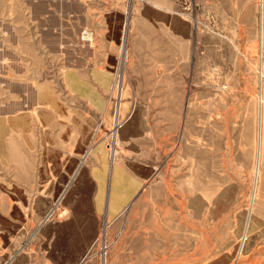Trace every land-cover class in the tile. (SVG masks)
I'll use <instances>...</instances> for the list:
<instances>
[{"label":"rangeland","instance_id":"374dc122","mask_svg":"<svg viewBox=\"0 0 264 264\" xmlns=\"http://www.w3.org/2000/svg\"><path fill=\"white\" fill-rule=\"evenodd\" d=\"M31 1L0 0V264L37 255L42 264H264V0L256 17L254 0H220L218 16L205 4L199 33L185 40L181 2L171 0L155 53L136 29L148 1L124 0L110 111L74 147L67 131L36 122L38 88L82 107L83 86L68 75L84 73L96 36L44 33ZM120 95L127 120L112 160L129 194L119 210H95L111 201L107 143Z\"/></svg>","mask_w":264,"mask_h":264},{"label":"crops","instance_id":"0c3cea01","mask_svg":"<svg viewBox=\"0 0 264 264\" xmlns=\"http://www.w3.org/2000/svg\"><path fill=\"white\" fill-rule=\"evenodd\" d=\"M147 1L150 5L149 11L147 10L146 13H140L137 16L141 22V27L139 25L136 29L137 33L148 36L149 46L150 43L154 44V47H149V50L155 53L157 51L156 42L158 43V50H164L162 45L166 29L164 31L159 24L163 23L162 13L166 11V6L171 0ZM31 2L33 8L36 9L35 11L45 17L44 33L56 36L76 35L81 31V28H89L93 30L96 36V44L93 48L92 46L89 48L85 46V51L89 52L87 53L89 57L84 58V73L77 74L73 71L69 72L68 75L70 83L82 84L83 86L82 107L77 105L76 96L69 97L68 105L65 107L59 103L61 94L58 91L50 90L49 86L45 84L38 88V98L41 102L36 105V122L40 121L42 127H50L53 132L63 133L67 131L71 134L69 135L71 145L73 147L81 146L86 143V132L92 129L93 122L98 118V115H106L111 108V89L115 80L114 68L116 67V60L113 55L117 53L118 38L122 35L121 19L124 12V0H33ZM180 2V21L183 26L185 24L189 28L187 32L180 31L179 36L182 40H185L188 35L199 33L200 12L204 11L205 4H211V11L215 15L220 9V0H180ZM255 2L254 0L251 10L255 12L256 17L258 8ZM184 10L185 12H183ZM231 18L228 16L229 20ZM153 66H156V59L153 61ZM78 98L81 99V96L78 95ZM146 111L152 114L164 112V110H156V108L150 107H147ZM15 113L14 121L16 128L19 129L14 128L13 130L22 131L23 116L21 110L19 113ZM63 118H66V122L63 121ZM120 171L119 165L111 159L106 174L109 178L111 201L105 206H98L95 203V210H119L125 204L129 192L128 188H124V185L120 183ZM104 177L105 175L99 174L100 182L95 192L96 196H103ZM79 241L84 243L85 240ZM43 259L45 262V257ZM47 260L49 264H75L67 261ZM21 264H42V262L37 255L36 257H27V260ZM45 264L48 263L45 262Z\"/></svg>","mask_w":264,"mask_h":264},{"label":"built area","instance_id":"2783aa9c","mask_svg":"<svg viewBox=\"0 0 264 264\" xmlns=\"http://www.w3.org/2000/svg\"><path fill=\"white\" fill-rule=\"evenodd\" d=\"M91 33H92L91 30L84 29L82 31L83 39L85 41H90V39L84 38V35H89ZM120 99H121V95L119 96V102H117V105L115 106L114 116H113V123H112V129H111V132H110V135H111V133L113 131H116L117 137H118L119 130L121 128H123V126L125 125L126 120H127V118H124L123 115H122ZM115 145H116V140H114V138L111 136L110 142L107 143V147L110 149V158H111L112 151L113 150L115 151ZM53 213H54V209H51V211L46 216V220L49 219L50 217H52Z\"/></svg>","mask_w":264,"mask_h":264},{"label":"bare ground","instance_id":"6f19581e","mask_svg":"<svg viewBox=\"0 0 264 264\" xmlns=\"http://www.w3.org/2000/svg\"><path fill=\"white\" fill-rule=\"evenodd\" d=\"M87 36V38L88 39H90L91 38V36H92V33L91 34H89V35H86ZM115 133H116V131H113L112 133H111V136L114 138V135H115ZM262 142V141H261ZM260 142V143H261ZM113 155L111 154V159L113 158L112 157ZM115 158V157H114ZM45 220H46V218H45ZM250 218L248 219V222H247V225H246V230H245V233H244V235H243V237H242V243H241V246H240V251H239V253L240 254H242V252H243V249H244V247H245V243H246V240L248 239V232H249V226H250Z\"/></svg>","mask_w":264,"mask_h":264}]
</instances>
